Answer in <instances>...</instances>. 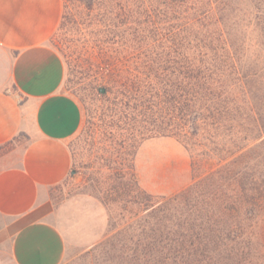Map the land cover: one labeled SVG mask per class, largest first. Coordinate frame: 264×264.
<instances>
[{
	"label": "trees",
	"instance_id": "trees-1",
	"mask_svg": "<svg viewBox=\"0 0 264 264\" xmlns=\"http://www.w3.org/2000/svg\"><path fill=\"white\" fill-rule=\"evenodd\" d=\"M76 1L99 12L87 72L109 105L110 162L133 169L142 143L171 137L198 172L169 197L132 180L136 195L118 198L141 216H123L125 227L96 248L98 263L264 264V173L233 171L234 121L248 127L257 115L264 127V0H247L244 14L261 42L253 60L229 0Z\"/></svg>",
	"mask_w": 264,
	"mask_h": 264
},
{
	"label": "rangeland",
	"instance_id": "rangeland-1",
	"mask_svg": "<svg viewBox=\"0 0 264 264\" xmlns=\"http://www.w3.org/2000/svg\"><path fill=\"white\" fill-rule=\"evenodd\" d=\"M61 1V20L48 45L65 64V89L81 102L85 121L82 131L68 144L73 172L50 189L46 212L50 213V221L61 230L66 240L61 264H102L96 259V248L125 227L123 216L126 220L131 217L129 220L132 223L141 216L142 207L137 205H130L128 213L124 212L118 195L129 193L134 196L138 186L147 195L169 197L191 185L198 172H193L192 158L185 146L171 137L154 138L142 143L136 150L133 169L125 171L110 162L113 155L105 137L109 131V105L95 90L97 85L87 72V59L93 49L97 51L93 41L97 39L96 17L99 12L97 9H86L83 3L76 0ZM228 2L233 9L242 10L240 17L245 22L233 32L244 41L247 56L253 60L261 42L253 22L248 24L251 16H244L248 1ZM262 82L260 94L264 100V78ZM252 116L255 119L253 121L251 117L248 127H243L245 123L240 119L233 123L234 173H264L263 122L258 120L257 115ZM21 141L24 142V139L0 147V159L13 150L16 142ZM205 163L207 168L211 164L216 167L218 160L206 159ZM9 247V235L1 234L0 264H13ZM260 263L254 260L252 264Z\"/></svg>",
	"mask_w": 264,
	"mask_h": 264
},
{
	"label": "crops",
	"instance_id": "crops-1",
	"mask_svg": "<svg viewBox=\"0 0 264 264\" xmlns=\"http://www.w3.org/2000/svg\"><path fill=\"white\" fill-rule=\"evenodd\" d=\"M61 0H0V235L13 264H61L66 240L49 219V191L72 170L69 141L85 112L65 89L66 67L48 45Z\"/></svg>",
	"mask_w": 264,
	"mask_h": 264
}]
</instances>
